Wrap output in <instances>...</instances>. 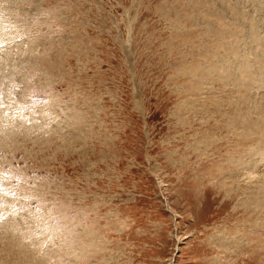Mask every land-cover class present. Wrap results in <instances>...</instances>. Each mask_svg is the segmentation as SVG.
I'll return each mask as SVG.
<instances>
[{"label":"rangeland","instance_id":"1","mask_svg":"<svg viewBox=\"0 0 264 264\" xmlns=\"http://www.w3.org/2000/svg\"><path fill=\"white\" fill-rule=\"evenodd\" d=\"M0 264H264V0H0Z\"/></svg>","mask_w":264,"mask_h":264}]
</instances>
